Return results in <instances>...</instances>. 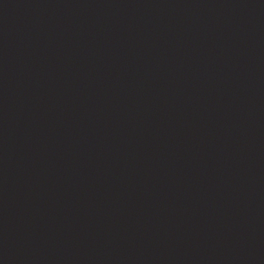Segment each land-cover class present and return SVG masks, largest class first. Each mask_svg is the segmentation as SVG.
<instances>
[{"label": "water", "instance_id": "obj_1", "mask_svg": "<svg viewBox=\"0 0 264 264\" xmlns=\"http://www.w3.org/2000/svg\"><path fill=\"white\" fill-rule=\"evenodd\" d=\"M0 264H264V0H0Z\"/></svg>", "mask_w": 264, "mask_h": 264}]
</instances>
